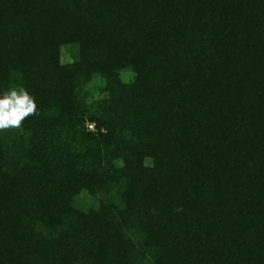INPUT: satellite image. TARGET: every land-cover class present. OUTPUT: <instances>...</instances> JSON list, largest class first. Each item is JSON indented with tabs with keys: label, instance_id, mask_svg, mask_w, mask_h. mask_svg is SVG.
Listing matches in <instances>:
<instances>
[{
	"label": "trees",
	"instance_id": "trees-1",
	"mask_svg": "<svg viewBox=\"0 0 264 264\" xmlns=\"http://www.w3.org/2000/svg\"><path fill=\"white\" fill-rule=\"evenodd\" d=\"M13 87L0 264H264V0H0Z\"/></svg>",
	"mask_w": 264,
	"mask_h": 264
},
{
	"label": "clouds",
	"instance_id": "clouds-1",
	"mask_svg": "<svg viewBox=\"0 0 264 264\" xmlns=\"http://www.w3.org/2000/svg\"><path fill=\"white\" fill-rule=\"evenodd\" d=\"M34 115H39V106L24 87H13L0 94V131L20 130L25 119Z\"/></svg>",
	"mask_w": 264,
	"mask_h": 264
},
{
	"label": "rangeland",
	"instance_id": "rangeland-1",
	"mask_svg": "<svg viewBox=\"0 0 264 264\" xmlns=\"http://www.w3.org/2000/svg\"><path fill=\"white\" fill-rule=\"evenodd\" d=\"M60 58H61L62 62H65L66 60H68V56L66 54V50L65 49H61ZM120 77H121V79L123 81H129L130 78H131V73L130 72H124V73L121 74ZM100 85L101 84H99L98 81L94 80L93 81V85H92L91 89H89V91H91L93 93L95 91V89H97ZM99 97H102V94L99 95ZM91 125H93V124H91ZM93 129H94V125H93ZM88 203H89V200L86 198L84 193H82L81 195H79L76 198V205H79L81 207H87Z\"/></svg>",
	"mask_w": 264,
	"mask_h": 264
},
{
	"label": "built area",
	"instance_id": "built-area-1",
	"mask_svg": "<svg viewBox=\"0 0 264 264\" xmlns=\"http://www.w3.org/2000/svg\"><path fill=\"white\" fill-rule=\"evenodd\" d=\"M87 127H88L89 130H93V125L88 124Z\"/></svg>",
	"mask_w": 264,
	"mask_h": 264
}]
</instances>
